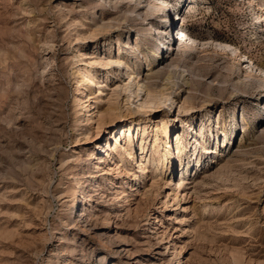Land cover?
<instances>
[{
  "label": "rangeland",
  "instance_id": "obj_1",
  "mask_svg": "<svg viewBox=\"0 0 264 264\" xmlns=\"http://www.w3.org/2000/svg\"><path fill=\"white\" fill-rule=\"evenodd\" d=\"M148 3L151 22L117 0H0V264H264V0ZM82 24L97 43H79ZM173 26L190 50L160 61L179 50ZM120 47L176 107L98 125L99 87V106L128 113L129 75L77 74ZM159 122L161 137L175 125L174 167L156 181L140 141L156 155Z\"/></svg>",
  "mask_w": 264,
  "mask_h": 264
},
{
  "label": "bare ground",
  "instance_id": "obj_2",
  "mask_svg": "<svg viewBox=\"0 0 264 264\" xmlns=\"http://www.w3.org/2000/svg\"><path fill=\"white\" fill-rule=\"evenodd\" d=\"M117 1L119 3V6L120 5H122V6L126 5L129 7H133V9L136 11H140L142 13V16H144L145 21L151 22L152 20L158 18L161 14V13H157V15L154 16L155 11L154 10H151V11L148 10L149 0H117ZM158 2H156V5L162 7L161 4ZM86 20H88V19H86ZM173 23H174V21H172L171 24H173ZM87 26H88L87 24H82L80 26V28H78V32L76 34V37H78V39H80L79 43L86 41V40L87 41H95V43H97V38H98L99 34L95 33V31H94V33H93V31L88 33L86 30H84V29L88 28ZM179 30H180L181 34H175L178 37L177 39H178L179 50L175 49L169 55L164 54L160 61H164V60H166V58L168 56H172L174 54L176 56H178L179 58H186L187 57L185 55V52H188L190 50V47H189L190 37H189L186 29L184 28V26H181V28H179ZM118 42L122 43L120 38H118ZM97 47L98 46H96V48ZM131 47H133V46H131ZM119 50H122V48L120 47ZM94 54H97V55L91 56L90 62H84V63L80 64L79 72L77 75L79 78H81V81L83 82L81 84L89 86L90 84L93 83V76L95 75L94 74L95 69L93 68V65L105 66L106 67V75L109 76L110 74H114L116 79H118V81H120L124 77V74L129 75L127 78H125L128 81L125 82V84H123L122 86H120L121 90L124 92V94L126 92H127L126 94H128V91H129V95H127V97L125 99L126 104L128 105L127 106V112L128 113H122V111L117 112V107H115V103L113 101L108 102L107 105H105V106H102V107L99 106L97 103H99L98 101L102 98L103 91H104V89H103L104 86H100L99 87V94L95 98V101L93 103V104L97 105L93 109L98 108L97 111L100 113V117H99L100 119L98 120V122H99L98 125L101 126L102 124H105V121L107 122V120H106L107 118H109V120L110 119L114 120L116 118H127L129 115L133 116V113H136V112H139L142 110H147V109H149L147 111L154 112V113H158L161 111L167 112L168 109H167L166 104L169 100H170V103L168 106L171 109L174 108V105L176 107V104H175L176 100L172 99V97L170 96L171 95L170 93H168V94L167 93H159L156 85L153 84L154 85L153 86L152 84L141 83L140 80H138L139 76L135 75L134 70L130 67L128 62H126L124 60L123 50H122L121 54L118 55V57L115 56V58L114 57L103 58V57L99 56L100 52L98 49ZM158 55H159V57H158V59H159L160 53H158ZM235 58L238 59V56L236 54H235ZM81 61H83V59H81ZM259 67L261 68V66H259ZM124 69L126 71H124ZM159 72L160 71L154 72L151 69V74L147 78L150 79L151 76H153V75L155 76L156 74H159ZM77 83L79 85V87L77 89L80 90V82L77 81ZM112 85L113 84H111V86ZM122 91H121V94H122ZM132 97H133V101L135 99H137L136 103L139 102L137 104V111H135L131 108L132 105H130V104L133 103V102H131ZM79 100H83V97H80ZM87 106H91V104H89ZM190 109H192V108L185 107V104L183 102L179 106V113L181 112L184 115L185 113L189 112ZM160 122L163 124L164 119H161ZM160 122L157 125H155V129L153 130L155 134H154V138H153V142H152V146H151V151L156 152V155L152 153L150 156L147 157L148 151H147V154L144 155L145 150H146V139L143 137L140 141V144H141V146H140L141 161L139 164V168L143 172L146 169V167H144V163L150 165L151 166L150 168L153 171V179H156V181L159 179L158 178L160 176L159 172L164 171L166 164H168V162H170L171 168L174 167V164H173L172 158H171L172 157V151L170 149V142H171L170 139H171V133L173 131V127L175 125L173 127L171 125H169L168 123L163 125V130H164L165 134H163V137H161L162 129L160 127ZM171 122H173V121L171 120ZM130 129H128V131ZM201 131H202V129H201ZM196 134H197V131H196ZM202 136H203V140H205V134L204 133H202ZM175 141H176V146H177L176 152L178 155L182 156L186 146H183V149L180 147V145L182 144L181 134L176 135ZM194 141L197 143L198 137ZM164 143H165V146H164ZM131 144H132V139L129 136L128 137V144L126 142V146L129 147ZM167 148H168V150H167ZM202 148L203 147L199 148L198 150H196V152L200 151V149H202ZM203 149H204V151H207V150H205V146ZM127 152H128L129 157H130V155H132L133 148L127 149ZM208 152H209V150H208ZM169 155H171V157H169Z\"/></svg>",
  "mask_w": 264,
  "mask_h": 264
}]
</instances>
